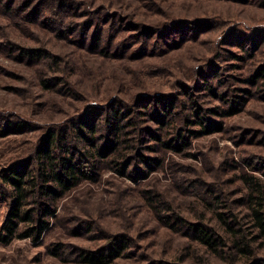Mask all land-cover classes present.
Listing matches in <instances>:
<instances>
[{
	"label": "rangeland",
	"instance_id": "obj_1",
	"mask_svg": "<svg viewBox=\"0 0 264 264\" xmlns=\"http://www.w3.org/2000/svg\"><path fill=\"white\" fill-rule=\"evenodd\" d=\"M153 1H160L162 5L158 7L151 0H135L138 14L143 12L141 22L162 23L161 26L167 23L166 29L147 32L139 38L129 35L120 60L97 59L90 51L85 52L82 69L75 75L83 76L84 81L78 82L79 92L87 100L72 94L65 98L70 93L66 87L64 96L57 92L49 95L51 92L36 85L35 74L29 67L0 52V149L7 148L11 140L36 141L47 127L60 123L68 114L77 113L88 101L104 103L110 93L118 91L124 79L128 81L124 97L136 91L149 97L146 102L150 108L145 109L146 104H142L144 108L139 107L148 113L139 115V122L145 126V141L151 143L145 138L146 131L159 125L157 120L148 118L153 114L162 115L165 103H174L176 112L180 111L176 118L181 123L183 115L193 109L202 111L204 124L198 125L196 117L192 127L194 130L203 127L205 131L197 135L188 131L186 137L190 144L182 153L169 151L165 168L156 162L145 165L141 160H134L135 166L122 175L108 168V162L104 161L99 170L101 179L85 180L58 198L57 212L48 218L49 226L38 240L19 236L8 242L2 240L6 235L3 225L13 200L7 194H0V264H89L82 260L83 250L104 251L109 236L115 232L128 233L133 240L128 254L111 264H192L188 259L173 257L179 235L164 228L155 214L139 203L143 183L157 184L155 187L167 198L175 197L173 201L180 213L190 220L197 219L193 214L200 201L197 196L179 189L176 175L181 169L188 171L186 175H203L207 185L218 186L231 203H237L240 182L236 173L243 170L245 158L253 159L258 152L264 155V79L256 82L250 79L264 64V0ZM13 29L14 24L7 28L10 37L18 35ZM134 31L139 34L140 30L131 33ZM40 35L46 37L43 30ZM57 40L54 37L51 42ZM140 46H145L146 51L141 49L137 53L134 48ZM57 48L71 51L68 45L57 44ZM151 62L159 63L162 69L145 75L140 73L151 68ZM130 65L140 70V76L133 80H129L132 77L127 71ZM15 72L29 76V81L21 82ZM15 113L25 115L26 122L15 121V125L2 130L8 116L10 120V114ZM83 113L86 117L93 115L88 110ZM100 133L105 135L106 130ZM253 166L246 169L264 177V160ZM2 167L0 160V171ZM181 199L183 204H179ZM89 223L95 225L92 230ZM188 230L185 227L182 231L185 234ZM60 243H63V252L54 254Z\"/></svg>",
	"mask_w": 264,
	"mask_h": 264
},
{
	"label": "trees",
	"instance_id": "obj_2",
	"mask_svg": "<svg viewBox=\"0 0 264 264\" xmlns=\"http://www.w3.org/2000/svg\"><path fill=\"white\" fill-rule=\"evenodd\" d=\"M151 2L155 5L156 1ZM156 4L162 5L160 1ZM136 9L135 0H0V38H3L0 50H5L0 52L29 67L35 74L36 85L51 92L49 95L57 92L64 96L66 87L70 93L65 98L72 94L86 99L79 92L78 82L84 81L83 76L75 75L82 69L86 51L95 54L97 59L116 57L120 60L129 35L139 38L147 32L163 31L167 26V23L161 26L162 23L141 22L143 12L139 15ZM13 24L18 35L10 37L7 28ZM41 30L46 37L40 35ZM133 30H140L139 34L131 33ZM24 35L33 40H25ZM53 35L58 42H51ZM57 44L68 45L71 51L57 48ZM134 49L137 53L141 49L146 51L145 46ZM149 64L151 68L142 69L143 72L130 65L127 71L132 78L129 80L140 76L139 71L145 75L162 69L159 63ZM14 75L23 83L30 79L21 72ZM250 79L254 82L264 79V64ZM127 82L124 79L118 91L104 99L106 105L88 101L77 113L68 114L60 123L47 127L36 141L11 140L7 148L0 149L3 165L0 194H7L13 200L3 225L4 242L16 236L38 240L49 226L48 218L57 212L58 198L85 180L101 179L99 170L104 161L108 162V168L122 175L135 166L132 165L134 160H141L145 165L156 162L164 167L169 151L182 153L190 144L186 137L188 131L195 135L205 131L203 127L201 130L192 127L196 117L198 125L204 124L202 111L193 109L190 114L183 115L181 123L176 118L180 111L176 112L171 102L162 105V115L153 114L148 118L157 120L159 125L146 131L148 137L145 138L151 143L145 141V126L139 122V115L148 113L139 107L144 108L142 104H146L145 109L150 108L146 102L149 97L139 91L124 97ZM115 93L121 96H113ZM85 110L93 115L86 117ZM10 115L12 118L9 120L8 116L2 130L15 125V121H19L18 124L26 122L23 114ZM104 130L105 135L100 133ZM153 153L157 155H151ZM261 160L264 155L260 152L254 154L253 159H244L243 170L236 173L240 197L235 205L226 198L224 190L216 185L208 184L209 187L203 175H186L188 171L181 169L176 175L179 189L190 192L200 201L194 209L196 220L182 215L173 201L175 197L167 198L155 187L159 185L143 183L144 188L139 189L142 193L139 203L155 214L159 224L179 235L172 253L174 258L188 259L192 264H264V177L251 170L253 163ZM183 202L181 199L179 204ZM100 205L105 206V203L100 202ZM238 207L241 209L237 210ZM103 212H107L106 209ZM94 226L90 224V230ZM185 227L190 230L184 234ZM180 237L184 240L179 241ZM132 240L133 236L128 233H112L104 251L83 250L82 260L89 264L114 263L128 254ZM62 245L54 249V254L63 252Z\"/></svg>",
	"mask_w": 264,
	"mask_h": 264
}]
</instances>
